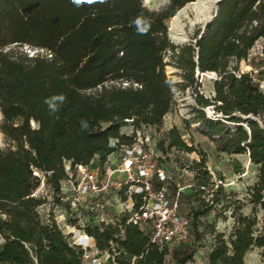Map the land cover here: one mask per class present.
I'll return each mask as SVG.
<instances>
[{
    "label": "trees",
    "instance_id": "1",
    "mask_svg": "<svg viewBox=\"0 0 264 264\" xmlns=\"http://www.w3.org/2000/svg\"><path fill=\"white\" fill-rule=\"evenodd\" d=\"M191 1L167 0L150 9L142 0L80 6L71 0H0V133L8 142L0 145V264H85L83 249L70 243L55 218L40 216L46 196H36L35 190L43 182L52 201L67 209L59 198L65 162L70 169L95 158L101 162L116 147L132 144L131 135L120 133L125 125L160 129L175 102L174 85L193 87L195 117L183 120L186 126L200 122L199 134L227 152H247L258 166L249 187L252 212L234 216L228 240L216 234L205 264H244L254 247L264 264V225L258 228L255 213L256 206L264 209V91L258 80L263 77L262 71L239 70L255 42L264 40V0L222 1L200 37L197 29L190 41L176 45L166 21ZM168 64L178 70L180 82L167 76ZM197 71L216 74L212 95L201 92ZM111 138L115 145H109ZM158 146L196 149L176 125ZM157 163L167 172L160 156ZM191 164L194 181L176 197L179 212L188 218L189 239L159 248L150 241V223L140 229L121 218L122 238L116 236L118 223L87 224L84 230L95 248L109 253L104 264H131L133 257L134 264L194 261L204 230H214L202 217L225 194L203 155ZM152 179L153 187L164 183L169 196H176L177 183L169 176Z\"/></svg>",
    "mask_w": 264,
    "mask_h": 264
},
{
    "label": "rangeland",
    "instance_id": "2",
    "mask_svg": "<svg viewBox=\"0 0 264 264\" xmlns=\"http://www.w3.org/2000/svg\"><path fill=\"white\" fill-rule=\"evenodd\" d=\"M142 1L150 9H160L167 0ZM215 4L218 5L217 2ZM214 11L215 8L212 10V17L210 19L213 18ZM203 23L204 22L196 25L193 33L188 36V41L193 38L197 29H202ZM166 24L169 28V19H167ZM166 67V74L171 79V81L175 83L180 82L181 77L177 74L178 70L173 66V64H168ZM239 70L240 72L247 71L252 74H258L260 71H262L263 78L258 80L261 83L260 88L264 91L263 38L258 39L253 47L249 50L247 58L240 61ZM213 75V73L208 72L203 73L201 76L195 73V76H197V82L199 85H201V92H204L207 96L212 95L213 77L211 76ZM173 89L175 102L167 115L163 117V123L160 129H155L154 127L146 125L134 127L133 125L128 124L120 128V133L131 135L134 141L142 140L151 145L156 156H160L164 165L167 167V175L178 185L183 186L185 191L189 190L188 185L194 181V172L190 170L192 160L199 159L201 155L205 157V164L207 165V169L212 174L213 181L216 184L219 183L222 186V193L225 194V198H222L221 203L214 205L213 209L209 211V214H207L206 217H202V219L206 222L213 223L214 230L212 231L210 227L204 230L200 246L196 250L194 256V261L188 263L205 264V253L209 246L215 241L216 234L219 232L223 233L224 238L228 240L235 220L234 216L239 215V213L244 215L250 214L252 212L253 205L249 201V187L257 180L258 166L249 161L250 159L247 152H227L209 137L199 134L196 129L201 125L200 122H190L188 126H186L183 120L190 121L193 117H195V112L192 110V106L195 105V100L193 99V87L184 86L181 88L177 85H174ZM204 112L206 117L212 116V110L210 107H206ZM173 125H176L179 128L182 138L188 144L194 145L196 148L195 150L191 152H185L175 148H171L167 151H162L159 149L160 147L158 146V143L163 138L164 132H166V130ZM188 129L192 130L191 134H189ZM7 143L8 142L4 141L3 136L0 133V145L5 147L7 146ZM115 143H117L115 139H109L110 146L115 145ZM120 148V146L116 147L114 153L105 157L107 161L106 164L110 163L113 165L118 163V156L121 150ZM94 161H98V159L95 158ZM65 165L68 167V162H65ZM213 188H216V185ZM35 195L46 196V201L38 207L40 216L44 218L50 214L56 218L59 224H61V229L65 235L68 234L70 225L73 223H77L82 226L90 223L87 216L81 214L78 218H74V214H69L67 211H65L66 208L56 205L52 201L50 191L42 183L35 190ZM210 196L211 194H204V197H206L205 199L211 198ZM116 199L117 196L115 193L110 192L107 194L108 204L117 205L120 199L123 200V197L117 200ZM116 208L118 209V205L113 209ZM255 213L258 219L257 226L260 229V227H263L264 225V209L256 206ZM67 220H69V223H67ZM75 235H78L77 231ZM89 243H91V241ZM96 253V250L93 248L89 252V256H95ZM100 257L105 259L106 256L101 255ZM244 264H263V259L260 255V249H258V247H254L250 250L246 261L244 260Z\"/></svg>",
    "mask_w": 264,
    "mask_h": 264
},
{
    "label": "built area",
    "instance_id": "3",
    "mask_svg": "<svg viewBox=\"0 0 264 264\" xmlns=\"http://www.w3.org/2000/svg\"><path fill=\"white\" fill-rule=\"evenodd\" d=\"M213 74L211 77L215 78L216 74ZM120 147L118 163L113 165L106 164L105 158L101 162L93 160L88 164H76L73 169L66 167L67 178L62 181L59 194L60 200L67 207L65 211L74 214V218L81 214L87 216L90 222L88 224L118 223L116 236L121 238L124 235L121 218H124L127 224L136 225L140 229H145L150 223V241L159 248L170 249L173 245L187 241L188 218L179 212L176 198L184 187L177 184L175 197L169 196L164 183L158 188L153 187L154 176L165 180L168 175L166 170L158 165L153 147L148 143L139 140L129 145L122 144ZM188 186L190 187V184ZM110 192L115 193L117 199L123 197L117 204L118 209H113L117 205L107 202V194ZM55 221L59 224L56 218ZM59 227L61 228V224ZM84 227L73 223L65 236L71 244L83 249L85 264H104L109 259L108 251H98L95 248L96 241L85 232ZM76 231L78 235H75ZM93 248L97 253L90 257L89 252ZM101 255H105V259H102ZM134 260L135 257L132 258L131 264H134Z\"/></svg>",
    "mask_w": 264,
    "mask_h": 264
},
{
    "label": "bare ground",
    "instance_id": "4",
    "mask_svg": "<svg viewBox=\"0 0 264 264\" xmlns=\"http://www.w3.org/2000/svg\"><path fill=\"white\" fill-rule=\"evenodd\" d=\"M216 1L194 0L178 9L169 20L168 29L171 39L174 42H182L193 33L197 24L209 21L213 8L216 9Z\"/></svg>",
    "mask_w": 264,
    "mask_h": 264
},
{
    "label": "water",
    "instance_id": "5",
    "mask_svg": "<svg viewBox=\"0 0 264 264\" xmlns=\"http://www.w3.org/2000/svg\"><path fill=\"white\" fill-rule=\"evenodd\" d=\"M222 1H224V0H217V1H216L218 5H216V9H215V12H214V16H213V18L210 19L209 21H206V22L203 23V25H202V29L200 30V32H199V34H198L199 37H200V34L204 31L205 26H206L208 23L214 21V19L216 18L217 14H218L219 4H220ZM168 35H169V29H168ZM197 38H198V37H197ZM169 39L171 40L172 43H174V44H176V45H182V44H184V43H186V42L188 41V38H187V39H184V41H182V42H174V41L171 39L170 35H169ZM192 41H195V39H192ZM202 74H203V72L197 71V75H200V76H201ZM244 118H246V119H247V118H253V119H255L254 117H252V116H250V115L244 116ZM232 124H234V123H232ZM241 124H242V125H245L244 123H241Z\"/></svg>",
    "mask_w": 264,
    "mask_h": 264
},
{
    "label": "clouds",
    "instance_id": "6",
    "mask_svg": "<svg viewBox=\"0 0 264 264\" xmlns=\"http://www.w3.org/2000/svg\"><path fill=\"white\" fill-rule=\"evenodd\" d=\"M71 2L76 5V6H80L81 4L83 3H88V4H92V3H95L96 0H71ZM101 3L105 2V0H100ZM58 99L63 102L65 100V97L61 94L59 95ZM45 103H50V99L49 98H46L45 100ZM53 111L55 109H52ZM84 127H86L87 125L86 124H83Z\"/></svg>",
    "mask_w": 264,
    "mask_h": 264
},
{
    "label": "crops",
    "instance_id": "7",
    "mask_svg": "<svg viewBox=\"0 0 264 264\" xmlns=\"http://www.w3.org/2000/svg\"><path fill=\"white\" fill-rule=\"evenodd\" d=\"M248 253H250V251H247V252H246V254H245V256H244V260H245V261H246V259H247Z\"/></svg>",
    "mask_w": 264,
    "mask_h": 264
}]
</instances>
